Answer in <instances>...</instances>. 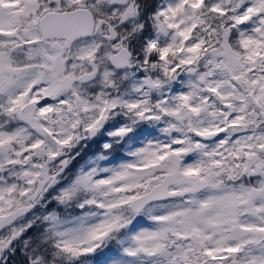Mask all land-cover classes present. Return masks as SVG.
<instances>
[{"label": "snow or ice", "instance_id": "6c2138e0", "mask_svg": "<svg viewBox=\"0 0 264 264\" xmlns=\"http://www.w3.org/2000/svg\"><path fill=\"white\" fill-rule=\"evenodd\" d=\"M0 264H264V0H0Z\"/></svg>", "mask_w": 264, "mask_h": 264}]
</instances>
